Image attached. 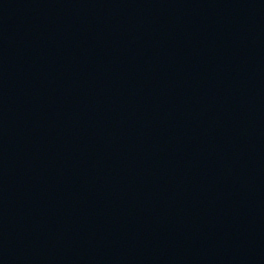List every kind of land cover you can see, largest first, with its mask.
I'll use <instances>...</instances> for the list:
<instances>
[{
	"label": "water",
	"instance_id": "1",
	"mask_svg": "<svg viewBox=\"0 0 264 264\" xmlns=\"http://www.w3.org/2000/svg\"><path fill=\"white\" fill-rule=\"evenodd\" d=\"M0 264H264V0H0Z\"/></svg>",
	"mask_w": 264,
	"mask_h": 264
}]
</instances>
